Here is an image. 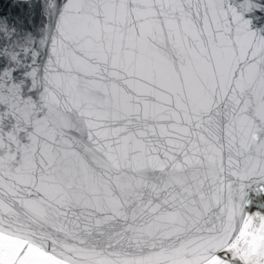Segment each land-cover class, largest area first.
I'll list each match as a JSON object with an SVG mask.
<instances>
[{
  "label": "snow or ice",
  "instance_id": "snow-or-ice-1",
  "mask_svg": "<svg viewBox=\"0 0 264 264\" xmlns=\"http://www.w3.org/2000/svg\"><path fill=\"white\" fill-rule=\"evenodd\" d=\"M11 4L0 264H264V3Z\"/></svg>",
  "mask_w": 264,
  "mask_h": 264
},
{
  "label": "water",
  "instance_id": "water-1",
  "mask_svg": "<svg viewBox=\"0 0 264 264\" xmlns=\"http://www.w3.org/2000/svg\"><path fill=\"white\" fill-rule=\"evenodd\" d=\"M264 3V0H260ZM0 8L6 9V12L10 16H14L16 12L13 9L11 0H0ZM251 27L255 31H260L264 35V12H256L253 17H251ZM251 195V193H250Z\"/></svg>",
  "mask_w": 264,
  "mask_h": 264
},
{
  "label": "bare ground",
  "instance_id": "bare-ground-1",
  "mask_svg": "<svg viewBox=\"0 0 264 264\" xmlns=\"http://www.w3.org/2000/svg\"><path fill=\"white\" fill-rule=\"evenodd\" d=\"M250 198L253 201L251 205L253 209L264 208V196L257 197L254 193H251Z\"/></svg>",
  "mask_w": 264,
  "mask_h": 264
}]
</instances>
